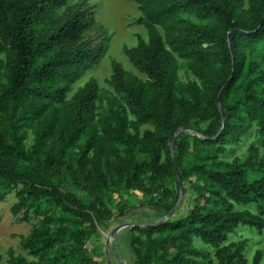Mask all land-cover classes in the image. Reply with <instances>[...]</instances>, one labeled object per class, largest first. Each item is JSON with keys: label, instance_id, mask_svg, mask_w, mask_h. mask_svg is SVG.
I'll return each instance as SVG.
<instances>
[{"label": "trees", "instance_id": "1", "mask_svg": "<svg viewBox=\"0 0 264 264\" xmlns=\"http://www.w3.org/2000/svg\"><path fill=\"white\" fill-rule=\"evenodd\" d=\"M66 1L0 0V55H5L0 63V201L22 183L16 215L73 205L59 189L43 185L70 169L72 150L84 137L78 173L84 177L93 162L94 174L107 186L105 163L118 187L129 190L142 188L147 174L177 178L175 166L183 185L191 174L182 169L183 141L189 137L220 144L222 152L224 144L236 141L257 120V137L264 144V0H130L142 13L136 23L147 30L148 39L138 35L137 45L124 46L123 52L148 79L112 60L108 84L126 103L110 100V113L100 122L97 79H89L68 99L84 72L105 55L103 44L95 48L85 38L96 28V12L81 1L59 14ZM175 54L190 61L202 85L180 83ZM240 87L242 97L232 101ZM178 107L214 120L198 136L176 116ZM129 111L140 123H154L155 130L141 135ZM30 130L34 144L28 149ZM205 156L209 164L194 169L200 183L193 185L198 196L188 215L138 228L149 235L145 252L142 246L133 248L144 264H249L247 241H228L241 225L264 231V156L255 148L244 160L232 162L220 160L215 148ZM242 204H255L258 212L236 209ZM155 231L161 237L153 238ZM88 232L84 228L71 235L83 242ZM38 233L26 246L41 258L69 235L67 228L48 226ZM195 238L215 249L213 258L195 246ZM11 263L27 264L14 257ZM251 264H264L262 250Z\"/></svg>", "mask_w": 264, "mask_h": 264}, {"label": "rangeland", "instance_id": "2", "mask_svg": "<svg viewBox=\"0 0 264 264\" xmlns=\"http://www.w3.org/2000/svg\"><path fill=\"white\" fill-rule=\"evenodd\" d=\"M81 1H87L85 7L96 12L97 20L96 28L87 33L85 38L90 40L95 48L103 44L106 50L99 63L86 70L82 78L73 86L68 99L89 79H97L101 89L97 103V122H100L110 113V100L117 99L123 104L126 103L124 96L116 93L108 84L112 75V60L121 62L128 71L139 78L148 79L130 63L123 52L124 46L137 45L138 35H142L147 40L148 33L143 26L136 23L142 13L130 0H67L66 5L60 8L58 13L61 14L67 5L72 6ZM194 21L206 23L195 19ZM175 56L179 67L180 83L184 86H190L193 83L202 85L189 69L190 61L181 58L178 54ZM2 60H5L4 54L0 55V63ZM242 95L241 87L237 88L232 95V101L240 99ZM176 116L181 118L195 133L204 131L214 120L199 119L194 117L189 109L179 107ZM129 117L131 122L139 123L141 135L146 129L155 130L154 123H140L131 111H129ZM250 124H252L251 129L240 134L236 141L224 144L225 149L222 152L218 149L220 144L201 143L195 137L185 139L182 169L191 174L184 181L182 190H178L175 176L153 178L148 174L144 177V186L140 189L129 190L118 187L116 175L109 171L105 163L104 173L108 179L107 186H104L94 174L93 162L88 164V171L83 177L77 171V159L86 141L84 137L72 150L70 169L52 176L49 178V183L43 185L44 189H59L65 200L71 199L73 205L63 203L52 205L46 213L32 210L26 214L24 210L16 215L13 207L19 201L18 191L23 188L22 183L15 184L5 199L0 201V264H12V257L22 259L27 264L32 262L41 264H144L142 260H139L133 248L142 246L145 252L149 235L138 228L146 229V227L159 224L170 214L167 213L169 207H172L171 212L174 211L169 221H178L188 215L196 205L198 196L193 185L200 183L194 169L197 166L209 164L205 161V155L211 148L217 150L220 160L229 162H232L234 158L244 160L252 148L257 149L264 156V144L257 137L256 132L257 120ZM130 132L134 134L133 127L130 128ZM33 144L34 133L30 130L26 141L27 148L31 149ZM167 147H173V140L168 142ZM92 157L93 153L89 155L90 159ZM28 173L29 177H34L32 170L29 169ZM236 209L258 212L255 204H242ZM52 218L55 219L52 221ZM125 223L136 225L120 230L111 239L113 231ZM44 226H48L51 230L67 228L69 235L66 236L64 242L58 243L51 249L45 257H35L26 246V240L34 236L36 229L40 236ZM84 228L89 232L83 242H78L71 234ZM151 236L161 237V232L155 231ZM241 240L247 241L244 253L251 264L257 250L264 252V231L260 233L254 228L241 225L234 234L229 236L228 242ZM194 242L196 247L205 250L211 258L214 257L215 249L206 245L200 238H195ZM215 264H217L216 261Z\"/></svg>", "mask_w": 264, "mask_h": 264}, {"label": "water", "instance_id": "3", "mask_svg": "<svg viewBox=\"0 0 264 264\" xmlns=\"http://www.w3.org/2000/svg\"><path fill=\"white\" fill-rule=\"evenodd\" d=\"M175 169H176V174H177V180H178V183H179V185L180 186H182V184H181V180H180V178H179V173H178V169H177V167L175 166ZM174 215V211H172L168 216H166L163 220H161L160 222H162V221H166V220H168V219H170L172 216ZM159 222V223H160ZM130 225H136V224H130V223H125V224H123V225H121V226H119V227H117L114 231H113V233H112V239L114 238V236L116 235V233H118L120 230H122V229H124V228H126V227H128V226H130Z\"/></svg>", "mask_w": 264, "mask_h": 264}, {"label": "bare ground", "instance_id": "4", "mask_svg": "<svg viewBox=\"0 0 264 264\" xmlns=\"http://www.w3.org/2000/svg\"><path fill=\"white\" fill-rule=\"evenodd\" d=\"M111 239H112V237H111ZM111 239H110V240H111Z\"/></svg>", "mask_w": 264, "mask_h": 264}]
</instances>
